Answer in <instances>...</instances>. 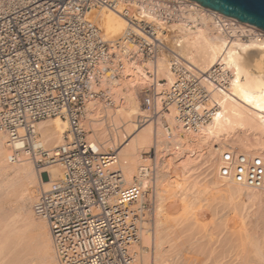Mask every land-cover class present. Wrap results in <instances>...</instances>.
Here are the masks:
<instances>
[{"label":"built area","instance_id":"built-area-1","mask_svg":"<svg viewBox=\"0 0 264 264\" xmlns=\"http://www.w3.org/2000/svg\"><path fill=\"white\" fill-rule=\"evenodd\" d=\"M119 4L129 25L120 37L107 38L93 10ZM132 7L150 19L136 25ZM200 13L209 14L227 40L264 38V30L192 0H0V133L9 161L18 158L19 142L37 166H62L61 177L40 189L32 205L48 225L58 264H138L135 248L155 201L159 169L150 163L125 184L115 154L90 143L80 119L87 100L111 101L103 83L118 87L126 62L148 63L142 104L155 116L174 105L182 133L199 132L217 109L206 83L225 89L230 71L219 63L206 73L192 69L171 49L178 30L169 27L193 28ZM161 56L174 74L169 87L157 73ZM56 116L68 121L63 144L52 150L35 145L34 124ZM219 174L264 191V157L226 150Z\"/></svg>","mask_w":264,"mask_h":264},{"label":"bare ground","instance_id":"bare-ground-1","mask_svg":"<svg viewBox=\"0 0 264 264\" xmlns=\"http://www.w3.org/2000/svg\"><path fill=\"white\" fill-rule=\"evenodd\" d=\"M123 8L119 4L116 10H93L105 37H120L129 25L120 14ZM131 12L136 25L145 17L150 19L139 8L132 7ZM198 20L193 28L172 24L169 29H177L178 34L170 47L194 70L206 73L219 63L230 71L225 89L212 81L206 83L210 103L217 106L212 119L197 133H182L176 127V108L171 105L167 112L138 125L148 115L137 90L147 81L146 66L126 62L118 87L103 83L114 105L96 99L85 102L83 125L91 130L87 140L103 152L115 149L121 140L117 152H111L125 184L132 183L149 164L144 151L154 146L157 159V147L163 143L175 148L171 158L158 161V206L152 226L142 225V246L136 255L141 264H202L206 259L208 264H264V191L219 174L226 150L264 157V38L227 40L209 14L200 13ZM136 25L130 24L134 30ZM157 73L169 87L174 74L167 57L158 59ZM33 127L38 135L35 145L52 150L63 144L68 121L56 116ZM14 147L18 158L9 161L12 153L6 136L0 133V264H58L48 225L31 210L40 189L61 177L62 166L52 163L37 170L21 144ZM200 164L203 181L202 175L199 180L200 175L196 173V179L191 174ZM163 168L165 176L161 175ZM203 183L210 188L204 190ZM213 193V198L208 197ZM25 203L31 210H24ZM238 223L240 233L234 229ZM254 224L257 229L252 232Z\"/></svg>","mask_w":264,"mask_h":264},{"label":"rangeland","instance_id":"rangeland-1","mask_svg":"<svg viewBox=\"0 0 264 264\" xmlns=\"http://www.w3.org/2000/svg\"><path fill=\"white\" fill-rule=\"evenodd\" d=\"M243 26H245V25H243ZM245 27H247V26H245ZM248 40V39H247ZM163 57H166V56H163ZM145 66H147V64L145 65ZM160 77V76H159ZM122 82V81H121ZM166 82V81H165ZM147 83V82H146ZM142 86H144V84L143 85H141L140 87H142ZM139 87V88H140ZM139 88L137 89L138 90V97H139V100H140V102H141V98H140V93H139ZM111 98V101H108V100H104V99H101V98H99V99H96L97 101H99V102H102V103H105V104H109L110 106H112V105H114V102H113V96H111L110 97ZM141 104H142V102H141ZM143 105V104H142ZM144 106V105H143ZM145 107V106H144ZM146 108V107H145ZM147 116H145V118H143V120L141 119L139 122H138V125H143L144 123H145V120L146 119H149V118H151V120H153L154 119V114H152L149 110H147ZM149 114H150V116H149ZM152 116V117H151ZM86 112H85V108H84V112H83V114H82V117H81V125H82V128H83V130H84V132H85V135H86V138H90L89 136H90V133H91V130L89 129V128H86V126L85 125H83V123H85V121H86ZM48 119V118H47ZM177 125V124H176ZM177 128H178V126H176ZM179 129V128H178ZM89 134V135H88ZM183 135V134H182ZM121 140H119V143H117V145L115 146V149H113V148H108L107 150L108 151H111V150H115L116 152H117V147H118V149H119V147H121ZM43 148H44V146H43ZM176 150H178V149H176ZM237 150V149H236ZM173 151H175V148H174V146H172V144L171 143H169V142H167V143H163L162 145H160L159 147H157V159H156V155H155V148H154V146H151V148L149 149V151H144L143 152V157L144 158H146L147 159V164L149 163H154L155 162V164L156 165H158L157 166V168L159 167V163H158V161H159V159H161V158H163V159H166V158H171V156L173 155ZM187 154H189V152H188V150L187 151H185ZM237 152H239L238 150H237ZM240 153V152H239ZM248 155H250V154H248ZM29 157H30V159H31V162L33 163V166H34V168L35 169H37V170H39V169H41V168H43L44 166H46L47 165V163H44V164H41V165H36L35 164V162H34V160H33V158H32V156H30V155H28ZM30 159H28L27 160V162L29 161L30 162ZM167 161V160H166ZM199 166V167H198ZM197 167L198 168H196L195 170H193L192 172H191V174H193V177L196 175V173H197V175L196 176H198V175H200V176H198V178H199V180H200V177H201V175H202V181H203V179H204V177L203 176H205L204 174V172H203V169L202 168H204L203 167V165H198ZM202 167V168H201ZM199 168L200 169H202V170H200V171H202V172H200L199 171ZM198 170V171H197ZM167 172H166V169L165 168H163V170H162V173H161V175L162 176H165V174H166ZM203 173V174H202ZM39 174V176H42L43 178H47L48 179V175L47 174H44V173H41V172H39L38 173ZM196 176H195V178H196ZM197 179V178H196ZM197 181V180H196ZM206 184V185H205ZM203 188H204V190H206V189H209L210 188V186L207 184V183H203ZM156 194H157V190H156ZM156 194H155V196H156ZM208 197H210V198H213L214 197V193L213 194H211V195H209ZM156 203V204H155ZM147 204V203H146ZM154 204L156 205V206H154ZM154 204H153V206H152V208L148 211V212H146V214H145V220L143 221V224L142 225H148V227H151L152 226V224H153V220H154V214H155V212H156V210H157V206H158V203H157V199L155 198V201H154ZM23 207H24V210H26V212H27V210L29 211V210H31V205L30 204H23ZM155 209V210H154ZM32 211V210H31ZM240 224L238 223L236 226H235V232H237V233H240L239 231L241 230L240 228V226H239ZM255 225V224H254ZM256 226L257 225H255V227H253L252 226V232H255L256 231ZM258 226H260V223L258 224ZM255 230H254V229ZM240 229V230H239ZM258 230H259V228H258ZM259 231H261V230H259ZM258 231V232H259ZM243 232H241V234H239V235H241V237H245V235H243L242 234ZM243 235V236H242ZM249 238V236L247 235L246 236V238ZM141 246H142V242L140 241V243H139V245L137 246V247H139L138 248V250H137V254H138V251H139V249L141 248ZM147 250L149 251V252H151V248H147ZM55 259H56V257H55ZM137 261H138V264H141V261L139 260V258L137 257ZM203 261V260H202ZM207 262L208 260L206 259V260H204L203 262ZM202 262V264H206V262L205 263H203ZM207 264H208V262H207Z\"/></svg>","mask_w":264,"mask_h":264},{"label":"water","instance_id":"water-1","mask_svg":"<svg viewBox=\"0 0 264 264\" xmlns=\"http://www.w3.org/2000/svg\"><path fill=\"white\" fill-rule=\"evenodd\" d=\"M202 7L264 30V0H192Z\"/></svg>","mask_w":264,"mask_h":264}]
</instances>
